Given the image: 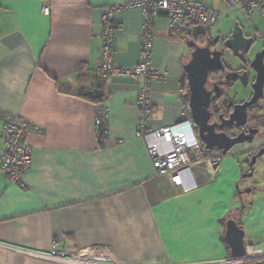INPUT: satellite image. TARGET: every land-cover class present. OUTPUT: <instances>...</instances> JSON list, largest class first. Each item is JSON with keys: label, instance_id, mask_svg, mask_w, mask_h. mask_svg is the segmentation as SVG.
<instances>
[{"label": "crops", "instance_id": "crops-1", "mask_svg": "<svg viewBox=\"0 0 264 264\" xmlns=\"http://www.w3.org/2000/svg\"><path fill=\"white\" fill-rule=\"evenodd\" d=\"M130 1L0 0V113L42 129L27 139L32 161L21 183L0 171V264H64L35 256L56 236L83 264H238L224 241L229 218L244 231L247 257L263 264L264 183L245 196L242 174L251 151L264 145V126L252 143L225 156L212 151L217 168L196 163L184 186L173 187L156 174L145 141L135 136L139 85L117 75L94 76L103 13ZM202 1L223 16L213 32L205 25L197 32L224 36L238 23L264 47L259 10L248 15L226 11L221 0ZM43 5H50L49 15L41 13ZM109 18L113 63L129 68L139 58L142 12L125 8ZM153 26L152 65L168 73L149 83V126L160 128L190 115L184 65L192 35L171 29L164 15ZM102 104L109 115L100 143L95 119ZM87 252L95 259L81 256Z\"/></svg>", "mask_w": 264, "mask_h": 264}, {"label": "built area", "instance_id": "built-area-1", "mask_svg": "<svg viewBox=\"0 0 264 264\" xmlns=\"http://www.w3.org/2000/svg\"><path fill=\"white\" fill-rule=\"evenodd\" d=\"M221 2L226 11L240 8L251 15L259 10L261 17L264 18V0H221ZM132 7H138L142 12L140 53L135 65L122 68L113 63L115 27L109 14ZM40 10L43 15H49L50 5H43ZM160 15L167 18L171 29L188 38L202 25L216 27L223 13L207 6L202 0H132L122 6L110 7L102 16L101 61L95 67L93 74L101 80L117 75L131 79L139 85L137 96L139 118L135 136L145 141L156 174L166 177L173 187H182L188 180V171L192 165L202 161L210 162L214 158L219 160V158L204 149L189 114L184 115L173 125L160 128L149 126L152 115L149 83L166 79L168 76L166 70L152 65L153 25L155 18ZM108 115V107L100 105L95 119L97 139L100 143L108 134ZM0 120V171L4 172L9 182L20 184L22 175L29 169L32 161V152L27 139L32 133H41L42 129L25 119L6 113H0ZM63 239L62 236L54 237L50 247L37 252L35 256L64 264H83L77 260L78 257L68 251Z\"/></svg>", "mask_w": 264, "mask_h": 264}, {"label": "water", "instance_id": "water-1", "mask_svg": "<svg viewBox=\"0 0 264 264\" xmlns=\"http://www.w3.org/2000/svg\"><path fill=\"white\" fill-rule=\"evenodd\" d=\"M209 34L206 31L194 32L192 38L186 41V45L191 49L190 59L184 65L188 108L204 149L217 151L220 156H225L237 145L252 143L260 134L257 127L248 126L247 132L242 128L248 123V109L264 98V47L259 49L257 38L247 36L238 23L226 35L217 36L219 42H212V45ZM224 62L229 66L239 63L243 69L226 71L222 85L231 86L236 83L243 90L251 91V94L248 100L235 104L227 117L221 114L217 121L209 123L212 115L210 104L218 100L223 93L217 84H214L212 90H207L205 83L210 71L224 70ZM231 128L240 129V133L229 135L227 130ZM263 154L264 146L252 154L248 164L249 172L243 173V178L254 174L256 160ZM210 162L214 168L219 165L217 158ZM244 192H250V188H245ZM225 227L224 241L230 248V260L238 264H259L247 257L244 231L237 222L229 218Z\"/></svg>", "mask_w": 264, "mask_h": 264}, {"label": "flooded vegetation", "instance_id": "flooded-vegetation-1", "mask_svg": "<svg viewBox=\"0 0 264 264\" xmlns=\"http://www.w3.org/2000/svg\"><path fill=\"white\" fill-rule=\"evenodd\" d=\"M209 35L211 37V43H210L211 45L213 44L212 42H216V41L219 42V39L217 38V36H219L220 34H215V35L209 34ZM242 69H243V66L241 64L239 65V63H237V64L235 63L234 65L229 66L228 64H226L224 62V70H221L219 72H211L210 71L208 73L206 83H205V88L207 90H212L214 87V84H217V85H219L221 92L223 93V95L218 100H215V101L211 102V104H210L209 110L212 113V115H211L209 123H211L215 120L217 121L218 116L221 114L224 115L225 117H227L235 104L242 103L243 101L248 100L250 98L251 91L247 95V97H245V98H243L242 96H240L239 94H237L235 92H232L235 85L240 86L239 84L235 83L234 85H231V86H230V84H228L226 86L222 85V82L224 80V78H223L224 73H226V71H228V70L242 71ZM260 125L264 126V98L259 100L255 105H253L252 107H250L248 109V123L246 126H244L242 128V130L247 132L248 126L257 127L259 129V127H261ZM195 132H196V129H195ZM227 132L229 135H236V134L240 133V129L231 128V129H228ZM263 146H261V147H263ZM259 149H257L254 153L250 154V156L247 160V165L250 162V158H251L252 154L257 153ZM212 154L215 156L214 153H212ZM215 157H218V156H215ZM248 172H249V168L246 171V173H248Z\"/></svg>", "mask_w": 264, "mask_h": 264}, {"label": "rangeland", "instance_id": "rangeland-1", "mask_svg": "<svg viewBox=\"0 0 264 264\" xmlns=\"http://www.w3.org/2000/svg\"><path fill=\"white\" fill-rule=\"evenodd\" d=\"M207 28L210 31L212 29L210 26H207ZM212 32H213V29H212ZM232 92H235V93L239 94L243 98L247 97V95L250 93L249 90H243L242 87L238 86V85H235V87L233 88ZM258 141H260V139H258ZM257 147L259 148V146H257ZM257 147H255V149L253 148L254 150H252L251 153H254L257 150ZM246 163L247 162H245V165H243V168H244V170L247 171L248 170V165H246ZM263 183H264V155H261L260 157H258V159L256 160V163L254 165V174L251 177L244 178V180H243V183H242L243 188H250V192L245 193L244 195L245 196H249L252 192H256V190L258 189L257 187L259 185L260 186L263 185ZM95 254L96 253L87 252L85 254H82L81 256L87 255V256L91 257L90 259H95L94 258ZM107 260H109V259H107Z\"/></svg>", "mask_w": 264, "mask_h": 264}, {"label": "trees", "instance_id": "trees-1", "mask_svg": "<svg viewBox=\"0 0 264 264\" xmlns=\"http://www.w3.org/2000/svg\"><path fill=\"white\" fill-rule=\"evenodd\" d=\"M80 96H82L83 98H85V99H88V100H92V101H94V102H96V103H102V99L101 98H94L92 95H90V94H80ZM184 98H185V101H186V103L188 104V87H187V81H186V95L184 96ZM242 193V192H241ZM226 221V220H225ZM236 222H237V224H239L238 223V221L236 220Z\"/></svg>", "mask_w": 264, "mask_h": 264}]
</instances>
